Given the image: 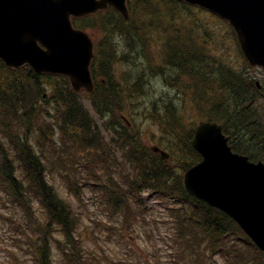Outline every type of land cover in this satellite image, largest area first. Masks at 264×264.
Segmentation results:
<instances>
[{
  "label": "trees",
  "instance_id": "16d2710c",
  "mask_svg": "<svg viewBox=\"0 0 264 264\" xmlns=\"http://www.w3.org/2000/svg\"><path fill=\"white\" fill-rule=\"evenodd\" d=\"M168 1L147 8V0H142L144 10L137 18L131 16L129 21L113 12H105L97 19L106 42L101 45V58L94 72L104 82L84 95L103 120L104 128L113 133L110 146L83 106V95L71 91L66 80L38 75L27 67L10 70L0 62V174L15 196L22 197L31 190L32 196L40 197L48 219L46 230H42L45 243L50 237L48 232L60 227L70 236L68 248L78 254L71 237L76 218L70 206L45 181L42 157L55 158L58 170L74 174L75 166L80 164L86 170L98 165L108 167L107 158L114 160L111 151L117 148L129 174L122 187L126 194L120 187L107 191L116 212L118 207L123 210L128 195L137 196L141 190L149 189L161 194L167 202L172 201L169 210L179 261L214 264L211 259L219 253L226 264H264L262 253L228 216L187 195L183 174L200 161V155L190 145L193 128H186L180 117L181 104H192L201 117L222 126L235 152L253 161H264V84H260L259 90L256 88L249 76L251 68L243 60L235 68L223 55L219 54L221 58L217 59L210 53L208 41L202 30L194 26L193 17L182 15L184 9L190 8L175 0ZM77 25L96 27L89 19H81ZM152 39L162 45V62L170 72L167 84L183 96L180 105L167 104L163 99H153L145 105L147 117L152 120L155 114V119L163 125L162 146L170 154L169 161L150 153L140 143L137 132L129 130L119 118L126 106L134 105L133 100L143 95L146 84L143 75L147 69L134 59L141 58V47L146 50L152 45ZM134 53H137L135 58ZM143 56L147 59L149 52ZM124 63L126 70L131 71L126 73L127 77H134L132 68L140 75L131 82L120 83L113 64ZM47 85L49 96L42 100ZM50 110L56 115L55 126L45 121L46 117H51ZM35 127L37 130L33 132ZM34 134L36 138L32 143ZM46 163L49 165L48 161ZM17 171L24 174L28 188L14 181ZM120 212L125 214L129 210Z\"/></svg>",
  "mask_w": 264,
  "mask_h": 264
},
{
  "label": "water",
  "instance_id": "95a60500",
  "mask_svg": "<svg viewBox=\"0 0 264 264\" xmlns=\"http://www.w3.org/2000/svg\"><path fill=\"white\" fill-rule=\"evenodd\" d=\"M228 19L252 65L264 69V0H183ZM112 4L127 17L124 0H0V58L17 68L70 78L75 91L91 90V43L70 15ZM41 42L46 51L37 46ZM203 161L185 174L187 191L231 215L264 251V165L232 154L221 127L201 122L191 141Z\"/></svg>",
  "mask_w": 264,
  "mask_h": 264
},
{
  "label": "rangeland",
  "instance_id": "374dc122",
  "mask_svg": "<svg viewBox=\"0 0 264 264\" xmlns=\"http://www.w3.org/2000/svg\"><path fill=\"white\" fill-rule=\"evenodd\" d=\"M184 11L182 15L190 13L196 17L198 23L205 24L207 32L204 33V36L212 49H209L210 53H214L217 59L221 58L218 57L219 54L231 55L235 53L230 36L226 35L229 31L223 24L214 22L211 16L200 14L197 10L189 9ZM87 33L92 39L94 38V34L90 30ZM132 43L134 44V42ZM141 49V58L136 56L137 53H134V58L137 57L134 60L141 63L140 67L143 66L147 69L144 70L143 75V81L146 84L142 91L143 95L133 100L136 102L134 105L126 106L123 110V115L128 119L132 117L133 128L138 131L140 143L150 149L154 145H162L165 140L161 131V126L163 125L155 119V114H153L152 120L147 117L145 105L150 104L153 99H163L167 104L180 105L183 96L172 85L167 84V76L170 75V72L166 69L167 67L162 65L160 52L162 45L156 43L150 47L148 46L146 50L142 47ZM127 50L126 47L125 51ZM146 52H149L147 59L143 56ZM223 59L231 61V56L223 55ZM114 68L117 76H120V72L123 70L127 74L131 73V71L126 70V63L115 65ZM132 73L134 77H127V74H125L122 83H125V81L131 82L135 76L140 75V73L134 71V68H132ZM254 76L259 79L258 81L264 78V74L260 69H256ZM174 77L175 75L172 76L171 82H173ZM84 104L90 109L86 100H84ZM138 108L142 109V111L139 112ZM180 113L181 121L186 128L194 126L200 117L198 111L191 104H181ZM95 120L100 125V121L96 117ZM103 134L109 140L110 134L104 131ZM114 153L117 160L120 161V152ZM47 172V182L54 186L58 194L70 203L73 210L77 213L79 221L76 232L79 237V246L82 249L83 258L89 261V264H177L173 258L174 251L171 248V242L167 237L170 231V223L165 220V217L168 216L167 211L153 193L148 191L142 193L148 210L146 223L134 222L126 230H114L112 232L108 228L110 225L109 221L112 222V226H116L118 229L117 219L107 220L109 215L105 213L103 206L100 204V196L91 189L89 181L84 177L86 175L84 172L75 174L81 184L80 201L76 200L75 195L68 190L65 179L58 171L48 166ZM7 194L6 190L0 189V264H35L33 261L34 256L30 249H27L26 244L31 235L30 228H28L29 218L24 221L21 210L15 204L7 201ZM2 200H4L3 204ZM33 206L35 214L42 218V211L37 200L34 201ZM11 221H13V224L21 225L22 235L13 229V225L10 224ZM123 235L124 238H122ZM50 248V264H62L64 260L62 255H59L61 253L60 250L53 245ZM214 260L217 264H223V260L218 256Z\"/></svg>",
  "mask_w": 264,
  "mask_h": 264
},
{
  "label": "bare ground",
  "instance_id": "6f19581e",
  "mask_svg": "<svg viewBox=\"0 0 264 264\" xmlns=\"http://www.w3.org/2000/svg\"><path fill=\"white\" fill-rule=\"evenodd\" d=\"M160 29V28H159ZM147 34V33H146ZM161 38V37H160ZM136 42V41H135ZM226 79V78H225ZM233 82V81H232ZM135 85V84H134ZM135 91V90H134ZM200 92V90H199ZM223 94V93H222ZM131 95V94H130ZM121 96V95H120ZM137 97V96H136ZM127 98V97H126ZM136 103V102H135ZM143 103V102H142ZM144 104V103H143ZM137 106V105H136ZM176 110V109H175Z\"/></svg>",
  "mask_w": 264,
  "mask_h": 264
}]
</instances>
